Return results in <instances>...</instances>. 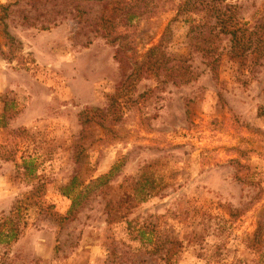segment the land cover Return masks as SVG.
<instances>
[{"label":"rangeland","instance_id":"1","mask_svg":"<svg viewBox=\"0 0 264 264\" xmlns=\"http://www.w3.org/2000/svg\"><path fill=\"white\" fill-rule=\"evenodd\" d=\"M235 1L245 20L264 12V0ZM11 11L7 30L24 58L0 56V115L4 100L9 115L0 128V217L39 185L31 200L65 217L71 200L61 187L116 171L62 224L37 216L35 205L23 236L0 244V261L264 264V233L253 241L264 223V59L249 73L226 55L223 41L213 80L173 12L132 25L122 58L95 32L98 4L24 0ZM23 15L35 25L26 27ZM167 26V52L198 77L161 84L144 72L121 87ZM115 99L118 123L106 130L80 123L81 111L105 110ZM140 182L157 191L133 206Z\"/></svg>","mask_w":264,"mask_h":264},{"label":"trees","instance_id":"2","mask_svg":"<svg viewBox=\"0 0 264 264\" xmlns=\"http://www.w3.org/2000/svg\"><path fill=\"white\" fill-rule=\"evenodd\" d=\"M24 0H14L12 3H0V56L7 62L23 60L21 43L15 39L7 30L6 20L9 18L11 7L17 6ZM30 4L41 0H28ZM79 3L98 4L100 15L97 20L95 32L101 34L109 45L117 46L115 56L123 54L125 57L131 47L129 44L127 30L138 22L150 21L158 18L163 13L173 12L174 18L182 20L187 25L186 37L189 40L191 50L197 52L202 58L204 65L212 74L213 80L218 79L220 67L221 44L227 42L226 55L238 61L251 73L252 67L261 65L264 59V12L256 11L251 19L245 20L240 16L241 7L235 0H76ZM23 13V12H22ZM23 24L26 27H33V22H28L29 18L23 15ZM47 29V26H42ZM167 26L159 42L149 47L144 55L143 62L133 66L132 72L125 78L122 86L131 85L138 81L144 72H150L157 82L164 84L184 85L194 81L198 76L190 66L185 65L181 59H175L167 52L170 39L166 33ZM221 49V51H220ZM120 58L119 60H121ZM13 104V103H11ZM116 99L112 100L105 110L99 108H87L79 113V121L83 126L88 123H95L102 129H107L118 123L120 120L117 114ZM8 101H3V110L0 115V128L8 125L9 115ZM7 159V157H5ZM116 166H113L108 174L103 175L89 184L77 182L73 177L70 182L60 188L63 196L71 200V205L65 217L49 212V207L44 202L32 201V195L38 191L37 186L31 196L18 199L7 215L0 217V244L10 246L16 243L24 234L28 227V222L34 214L33 207L38 206L37 216L46 215L55 222L62 224L71 214L76 212L85 202L92 187H96L102 181H107L115 174ZM33 170L28 171V175L34 177ZM156 187L145 182H140L135 189L134 200L144 202L155 193ZM157 191V190H156ZM140 196V197H139ZM133 203L137 205V201ZM264 233V223L259 222L254 231L253 237L256 242H260ZM140 238L146 241L144 232H139ZM159 248V247H158ZM17 259V258H16ZM1 259L0 264H16V260Z\"/></svg>","mask_w":264,"mask_h":264}]
</instances>
